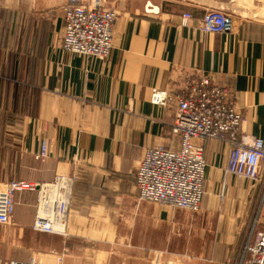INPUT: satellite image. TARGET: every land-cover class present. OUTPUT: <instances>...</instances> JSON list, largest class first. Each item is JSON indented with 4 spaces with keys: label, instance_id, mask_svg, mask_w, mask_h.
<instances>
[{
    "label": "crops",
    "instance_id": "0c3cea01",
    "mask_svg": "<svg viewBox=\"0 0 264 264\" xmlns=\"http://www.w3.org/2000/svg\"><path fill=\"white\" fill-rule=\"evenodd\" d=\"M78 1L0 0V191L79 178L65 237L33 229L38 192L16 196L13 221L0 225V259L237 264L253 223L264 231V182L226 174L231 145L204 143L198 213L140 201L136 171L146 149H180L176 103L155 106L152 91L178 94L203 74L232 89L245 118L237 139L264 140V0H104L119 13L107 60L61 51L65 9ZM209 11L234 14L237 32L203 34ZM43 140L50 157L39 161Z\"/></svg>",
    "mask_w": 264,
    "mask_h": 264
},
{
    "label": "built area",
    "instance_id": "2783aa9c",
    "mask_svg": "<svg viewBox=\"0 0 264 264\" xmlns=\"http://www.w3.org/2000/svg\"><path fill=\"white\" fill-rule=\"evenodd\" d=\"M117 10L107 8L104 0H80L69 4L64 12L61 51L86 59L107 60L113 50ZM192 15L182 16L181 25L187 27ZM239 20L234 14L209 11L199 23L203 34H233ZM150 102L167 108L176 103L172 133L180 137V149L150 148L144 151L136 171L139 199L174 210L198 213L201 210L207 162L204 143L208 140L226 142L232 146L226 174L248 182H264V140L244 136L237 139L245 123L243 112L237 107L232 89L215 83L210 75L174 94L154 89ZM51 142L43 140L35 158L50 157ZM78 174L58 176L52 183L39 184L11 181L0 191V225L10 224L16 211V196L36 192L38 208L33 229L36 232L59 236L68 235L70 205ZM255 221L246 232L237 264H264V231ZM258 224V222H257ZM160 259L161 252H157ZM60 258L57 264H62ZM0 264H39L34 261ZM171 264V263H169Z\"/></svg>",
    "mask_w": 264,
    "mask_h": 264
},
{
    "label": "rangeland",
    "instance_id": "374dc122",
    "mask_svg": "<svg viewBox=\"0 0 264 264\" xmlns=\"http://www.w3.org/2000/svg\"><path fill=\"white\" fill-rule=\"evenodd\" d=\"M17 181V180H16ZM19 181V180H18ZM52 183V182H51ZM49 184V183H48ZM40 186H42V185H44V184H39ZM40 186H39V191H41V188H40ZM36 191V192H38V195H39V191ZM140 200V199H139ZM141 201V200H140ZM142 202H144V201H142ZM148 203V202H147ZM70 207H71V205H70ZM37 208H38V200H37ZM36 212H37V210H36ZM256 225H257V222H256ZM238 262V261H237Z\"/></svg>",
    "mask_w": 264,
    "mask_h": 264
}]
</instances>
